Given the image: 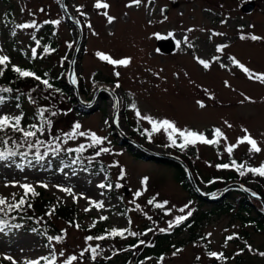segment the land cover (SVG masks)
Segmentation results:
<instances>
[{
  "label": "rangeland",
  "instance_id": "1",
  "mask_svg": "<svg viewBox=\"0 0 264 264\" xmlns=\"http://www.w3.org/2000/svg\"><path fill=\"white\" fill-rule=\"evenodd\" d=\"M103 2L110 5L107 11L115 18L111 24L103 15L105 10L94 7L96 0H0V55L10 58L7 68L16 65L46 71L52 82L63 70L61 73L66 74L75 96L68 98L53 87L31 90L24 86L25 90L20 91L22 106L5 100L0 105V115H21V121H25L23 128H27L41 123L37 110L46 108L45 119L51 120L52 126L45 125L43 134L38 133L45 142L70 132L74 123L81 125L80 131L95 132L105 138L101 145L93 147H87L91 144L89 137L76 136L61 143L62 149L85 144L86 151L82 154L61 151L53 156L50 152L43 161L37 162L32 160L35 152L32 149L28 156L31 165L19 156L0 161V195L9 203L14 202L13 193L18 200L23 190L18 186L4 189L2 184L11 185L15 181L17 185L32 184L36 192L52 202V207L75 212L69 222L48 215L49 212H29L27 207L26 213L33 215L28 219L41 234L29 230L31 226L25 222H10L21 227L0 233V261L11 264L4 259L5 255H11L17 264H24L25 260L55 252V264H64L70 255L78 257L72 264H264V257L259 255L264 252V227L256 230L242 223L235 211L207 215L214 207L190 198L176 180L178 171L163 166L168 160L183 165L193 179L196 177L198 190L204 194L211 186L223 190L239 184L248 189L243 191L246 194L264 197V177L250 172L240 176L231 166V160L246 167H258L264 162V84L249 80L227 59L235 57L250 70L264 73V40L240 39L242 34L264 37V0H142L139 6L133 7L126 6L130 0ZM249 3H254L253 10L243 12L242 7ZM63 9L71 21H66ZM54 20L60 23H45ZM33 22L36 25L33 28H15L16 24ZM12 31L16 32L15 36L11 35ZM169 32L174 35L167 37ZM213 32L223 35L213 36ZM33 36L40 41L39 46ZM185 37L192 48L185 43L179 48L176 46V40L183 41ZM49 41L52 45L48 47L54 51L44 53L41 45H48ZM217 45L227 47L217 53ZM33 47L37 48L36 58L32 57ZM97 52L117 60L130 58L131 63L113 66L99 59ZM213 56H219V61H212ZM195 57L210 61V68L205 70ZM221 63L226 67H221ZM117 72L119 76L115 75ZM73 78L76 83L72 82ZM117 83L121 87L116 88ZM244 96L251 99L245 100ZM73 98L75 101L70 100ZM197 100L205 107L200 108ZM133 103L136 109L131 107ZM137 110L141 116L169 119L180 129L202 132L209 139L213 138L212 130L220 128L227 141L221 138L215 145L197 143L183 150L168 147L170 141L163 130L152 133L149 138L152 125L137 117ZM52 112L57 114L52 116ZM225 121L232 127L228 128ZM242 129H248L258 142L260 153H249L247 144L235 148L231 156L225 151L228 144H235L244 134ZM6 135L18 142L22 138L10 130ZM174 139L177 144L181 143L178 136ZM100 147H107L109 152L97 157L95 153ZM78 157L81 163L64 167ZM220 164L230 167L218 168ZM121 168L125 170L123 178H120ZM229 174L235 175L236 181L230 182ZM144 177L148 181L142 185ZM243 178L244 182L240 180ZM100 183L112 187L101 189ZM116 184L121 187H115ZM56 185L71 187L72 195L60 191ZM137 191L142 193L139 197L134 195ZM152 197L156 200L150 205L148 200ZM89 199L102 201L104 208L92 207ZM163 201H168L164 208L154 206ZM261 204L264 208V203ZM185 205H188L185 212H179ZM85 208L91 210L86 212ZM188 211L192 215L187 220L168 228L170 221L187 215ZM203 213L208 219L201 229L192 231V236L186 226ZM101 216L108 219L101 221ZM43 221L52 223L56 231L43 227ZM94 221L95 227H91ZM113 227L144 235L130 236L126 232L123 238L108 236L104 240L85 241L89 235H107L106 230ZM58 235L63 236L61 242L47 239ZM228 236L234 238L226 242ZM141 240L145 243L141 244ZM157 244L165 249L163 254L144 256V252L155 249ZM97 245L99 255L93 260L90 249ZM84 249L89 251L80 257ZM208 252L223 253L225 259L210 257Z\"/></svg>",
  "mask_w": 264,
  "mask_h": 264
},
{
  "label": "snow or ice",
  "instance_id": "2",
  "mask_svg": "<svg viewBox=\"0 0 264 264\" xmlns=\"http://www.w3.org/2000/svg\"><path fill=\"white\" fill-rule=\"evenodd\" d=\"M141 2H142V0H130V3H128L126 6L127 7L139 6L141 4ZM94 7L96 9H104L105 10L103 12V15L107 18V22L109 24H111L114 21L115 18L113 16H111L107 11V9H109V7H110V5L108 3L103 2V0H96ZM77 11H80V9L78 8ZM161 11L163 12V9H161ZM80 14L85 15L83 12H81ZM164 18L167 19L166 16ZM45 23H51V24L57 25L60 23V21L59 20L45 21ZM77 23H79V21H77ZM35 26H36L35 22H33V23H21V24H16L15 28L29 29V28H33ZM88 27L91 28V25H88ZM188 31L191 32L193 30L188 29ZM93 34L95 35L96 33H93ZM11 35L15 36L16 32L12 31ZM173 35L174 34L172 32H169L167 34V37H172ZM212 35L216 36V35H223V34L213 32ZM33 39L36 40L35 36H33ZM240 39L241 40L250 39L251 41H260V40H264V37H260V36L254 35V34L248 35V36H245L242 34L240 36ZM181 43L187 44V46L189 48L193 47V45L188 41L187 37H185L183 41H181L179 39L176 40V46L178 48L180 47ZM36 45L37 46L40 45L39 40H36ZM68 47H72V45L69 44ZM226 47H227V45H217L216 46V52L220 53ZM51 51H54V49H50L47 46H45L43 48L44 53H49ZM31 53H32V57L36 58L37 57V48L33 47L31 49ZM96 55L99 59L104 60L113 66H128L131 63L130 58H123V59L117 60V59L111 58L109 55H106V54H103L100 52H97ZM195 59L205 70H208L210 68V66H211L210 61L205 60V59H201L199 57H195ZM219 59H220L219 56H213L212 57V61H219ZM227 59L234 66L238 67L247 76V78L249 80H254V81H257L261 84H264V73H257V72L250 70L243 63H241L239 60H237L235 57L229 56V57H227ZM9 63H10V58L7 55H0V66L7 67ZM220 66L226 67V65H224L223 63H221ZM12 71L16 72L19 75V77H21V78L32 77V78L36 79L37 81H40L46 88H52L53 87L52 84H50L47 79L41 80V77L39 75H36L32 71L24 70L21 67H18L16 65H12ZM0 75H3V67H0ZM115 75L119 76V73L117 72V73H115ZM72 82L76 83L75 78H73ZM225 86L226 87L229 86L228 81H225ZM115 87L119 88V87H121V85L119 83H117L115 85ZM11 91H12L11 88H0V93H9ZM56 91H59V90L56 89ZM205 91L207 92V89H205ZM244 99L250 100L251 98L248 96H244ZM4 101H5V97L0 95V105H2L4 103ZM30 102L34 103V101H30ZM196 103L200 108L205 107V104L200 100H197ZM131 107L133 109H136V105L134 103L131 105ZM47 111L48 110L46 108H39L37 110V115H38L41 123L39 125L38 124H31L27 128L21 127V120H22L21 115H8V114L0 115V133H5L4 136H0V161L13 160V158L18 157V156L22 160H28L29 151L32 149H35V152L32 156V160H35L37 162L43 161L46 157L49 156L50 152L53 156L57 155L61 151H66L68 153L82 154L83 152L86 151L85 144H80L76 148H67V149L61 148V143H67V141L69 139H74L76 136L89 137L91 140V144H89L87 147H93L96 145H101L103 143L105 138L98 136L95 132L80 131L81 125L79 123H74L71 131L67 132V133H63V136L53 137L52 140H50L48 142L41 140L38 137V133L43 134V132L45 130V125H47L48 128H50L52 126V121L45 119V113ZM56 114H57L56 112L51 113L52 116H55ZM136 115H137V117H140L142 119L147 120L152 125L151 132L148 133L149 138H151L152 133L159 132L161 130H163L165 133H167V138L170 141V143L167 145L168 147H179L181 150H183V149L187 148L189 145L195 146L197 143L206 144V145H215V144H218L220 142L221 138L224 139L225 141H227V137L225 136V134L222 132V130L220 128H214L212 130L213 138L209 139L202 132H198V131L191 130V129H180L175 124V122L170 121L169 119L157 120L151 116H141V113L138 110L136 111ZM225 124L227 125L228 128L232 127V125L229 124L227 121H225ZM8 130H11L12 132H15V133H19L22 137L21 140L18 142L16 139H14L10 136H7L6 133ZM242 132L244 134L241 137L237 138L235 144H228V146L225 148V151L229 154V156L232 155L233 150L235 148H237L243 144H247L249 146L248 147L249 153H260L262 151V149L258 146V142L251 136L248 129H242ZM174 136H178L181 140V143L177 144V140L174 139ZM55 141H60V142L55 143ZM42 147L44 148L43 152H41ZM22 148H24L25 150L20 151V149H22ZM108 152H109V149L107 147H100L99 150L96 151L95 156L98 157L101 155V153H108ZM32 160H28L29 165L32 164ZM90 162H91V160H89V163ZM79 163H81V159L78 157L76 159H72L70 161V164H66V165H64V167H70L71 165H76ZM16 166L18 168L21 167L20 164H17ZM231 166H234L236 168V170L239 172L240 176H244L246 174V172H250L253 175L264 177V162H262L258 167H246L245 164H237V162L235 160H231ZM217 167L227 169L230 167V165L229 164H220V165H217ZM124 175H125V170L123 168H121L120 178H123ZM105 179H107V176L105 177ZM147 181H148V178L144 177L141 180V184L144 185L147 183ZM5 186H9V185L6 184ZM10 186L20 187L23 190V195L18 200H16L15 199V193H13L12 194L13 200H14L13 203H9L8 199L6 197L0 195V233H5L6 231L10 232L13 229H19L21 227V225L15 224V223H10V220L15 219V217L11 216L10 214L13 211L22 210L23 206L25 204H27V207L30 208L32 205L27 202L26 198L29 195H31V196L39 195V193H37L35 191L33 185L29 184V183H21V184L17 185V183L15 181H13V182H11ZM41 186L47 187V185H45V184H42ZM56 187L60 191H63L65 193L72 195V188L71 187H62L60 185H56ZM98 187L101 189H105V188L110 189L112 187V185L111 184L105 185L104 183H100L98 185ZM115 187L119 188V187H121V185L116 184ZM242 190L248 191V189H244L243 187H242ZM141 194L142 193L140 191H137L134 195L136 197H139ZM212 195L215 196L214 193ZM252 195L255 196L256 194L252 193ZM74 199H75V197H74ZM155 200H156V197H152L151 199L148 200V204H150V205L154 204ZM89 203L92 207H94L98 210L104 208V204L102 201L98 202V201H92L89 199ZM167 203H168V201H163L162 203H155L154 206L156 208H164V206ZM137 207H139V205H137ZM186 208H188V205L181 207L179 209V212H181V213L185 212ZM84 210L87 212V211H90L91 209L85 208ZM52 211L54 212V209ZM51 214H52V212L48 213V215H51ZM191 215H192V212L188 211L187 215L177 216L174 221H170L168 223V228L171 229V228L181 224L183 221L187 220V218ZM99 219L102 221V220L108 219V217L101 216ZM95 224H96V221L93 222L91 227H95ZM129 224H131V221H129ZM76 227L79 228V225L77 224ZM33 231H36V229H33ZM149 231H151V229ZM160 231L164 232V231H166V229H160ZM126 232L130 236L144 235V233L131 232L128 228L120 229V228L113 227L111 230H106L107 235H100V236H96V237L89 235V236L85 237V241L86 242L92 241L94 239L95 240H104L108 236L123 238ZM233 238H234V236H228L226 238V242L228 240H232ZM47 239L49 242H51L53 240H55L56 242H61L63 240V236H60V235L55 236V237L48 236ZM140 243L144 244L145 242L141 240ZM98 249H99L98 245L96 247H92L90 249V251L92 253V259L93 260H95L96 257L99 255ZM249 250L251 251L250 247H249ZM87 251H89V249H84L83 251H81L80 257H83L85 255V252H87ZM100 251H102V249ZM176 251L179 252L180 249H177ZM207 254L210 257H214L217 259H221V260L225 259L223 253L208 252ZM60 255L63 256L64 253L61 252ZM174 255H175V253H174ZM259 255L264 257V252H260ZM56 258H57L56 254H55V252H53L50 256H41V257H39V259L25 260L24 264H40V261H44L45 264H55ZM4 259L9 260L11 262V264H17V261L11 255H5ZM77 259H78V257L76 255H70L64 261V264H72V262L76 261ZM161 259H163V258L161 257ZM197 259H199V257H197Z\"/></svg>",
  "mask_w": 264,
  "mask_h": 264
},
{
  "label": "trees",
  "instance_id": "3",
  "mask_svg": "<svg viewBox=\"0 0 264 264\" xmlns=\"http://www.w3.org/2000/svg\"><path fill=\"white\" fill-rule=\"evenodd\" d=\"M66 21L68 19L66 18ZM52 43L49 41L48 45H41L42 47L45 46H51ZM52 48V47H51ZM34 61V60H31ZM3 67V75H0V88H11L12 91L9 93H0V95L5 97V100L8 102H11L13 104H16L17 106L21 107L23 104V97L20 93L23 87H29V89H39L42 86H44L40 81H37L36 79L32 77H24L21 78L19 75L12 71V68ZM24 70L32 71L36 75H39L41 77V80L47 79L50 84H52L54 90L58 89L59 93L66 94V96L74 97V91L71 88V86L67 82V76L66 74L60 73L54 78V81H51V77L48 75L46 71H38L35 68H22ZM65 76V77H64ZM63 77V79H60ZM59 78V79H58ZM70 99V100H73ZM25 111L22 110V114H24ZM25 120V117L24 119ZM25 125V121H21V127ZM11 131V130H10ZM35 161V160H34ZM168 164H164V167H171L172 169H175L178 171V174L176 175V180L180 184V186L189 194L190 198L195 199L199 204L205 203V205L213 206L212 212L207 213V215H212L213 213H223V212H234L235 215L240 219L242 223H245L246 225L253 226L254 229L260 230L264 227V208L261 203H264V197H260L258 200H253L248 194L245 192H242L240 190H229L226 191L224 194L219 187L211 186L208 189V194H215V196H212L209 200H203L199 198L193 191L192 185L190 183L188 174L180 163H177L173 160H168ZM98 168L103 170L101 165H98ZM230 182L236 181V176L233 174H229L228 176ZM196 184H198V180L193 179ZM242 182H244V178L240 179ZM225 183L227 181L225 180ZM39 195L37 196H31L29 195L26 199L27 202L30 203L32 206L30 207V211L33 210V213H46L51 212L54 209V212L52 211L53 216L61 217L64 219H67V221L71 222V218H74V210L71 209H62L58 208L56 206L52 207V202L45 200L43 198V195L41 192H37ZM233 194H237V197H232ZM212 201V202H211ZM261 202V203H260ZM207 203V204H206ZM20 211H23V213H20ZM17 212V214H10L11 216L15 217V219L10 220V222H15L17 220L21 222L27 223L29 227L28 229L33 231L35 224L33 221L29 220V217H32L33 215L27 212V204L23 206V209ZM206 214H200L199 216L195 217L194 221L191 222V224L186 230L193 236V230L195 228L201 229L204 226V221L208 219V216ZM205 217V218H204ZM29 218V219H28ZM43 227H47L49 231L55 232L56 228L53 226L52 223L48 221H43ZM37 234H41L38 229L34 231ZM165 252V249L160 246V244H157L155 246V249H148L146 252H144V256H155L158 257L159 254H163ZM0 264H9L6 262L0 261Z\"/></svg>",
  "mask_w": 264,
  "mask_h": 264
},
{
  "label": "water",
  "instance_id": "4",
  "mask_svg": "<svg viewBox=\"0 0 264 264\" xmlns=\"http://www.w3.org/2000/svg\"><path fill=\"white\" fill-rule=\"evenodd\" d=\"M253 8H254V3H249V4H247V5H245V6L242 7V11L245 12V13H249V12H251V11L253 10ZM63 12H64V14L66 15L67 19H68L69 21H71V17H70L69 14L65 11V9H63ZM71 77H72V71L70 72V78H71ZM188 176H189V180H190V183H191V185H192L193 191H194V193H195L199 198H201V199H203V200H209V199L213 196L212 194H204V193L200 192V191L198 190V187H197V185L195 184V182H194V180H193V178H192V176L190 175L189 172H188ZM232 189H237V190H240V191H244V190H242V186H240L239 184H231L230 186H228L227 188H225V189L223 190V192H224V191H228V190H232ZM248 196H250L251 198L259 199L258 197H255V196H252V195H248ZM263 205H264V204H263Z\"/></svg>",
  "mask_w": 264,
  "mask_h": 264
},
{
  "label": "bare ground",
  "instance_id": "5",
  "mask_svg": "<svg viewBox=\"0 0 264 264\" xmlns=\"http://www.w3.org/2000/svg\"><path fill=\"white\" fill-rule=\"evenodd\" d=\"M100 170H101V169H100ZM103 170H104V169H103ZM101 171H102V170H101ZM5 185H6V184H2V186H3L4 189L9 188V186H10V185H9V186H5ZM10 187H11V186H10ZM0 188H1V186H0Z\"/></svg>",
  "mask_w": 264,
  "mask_h": 264
}]
</instances>
